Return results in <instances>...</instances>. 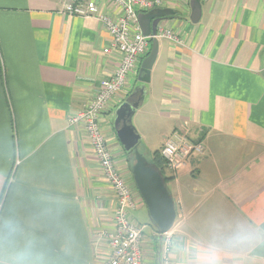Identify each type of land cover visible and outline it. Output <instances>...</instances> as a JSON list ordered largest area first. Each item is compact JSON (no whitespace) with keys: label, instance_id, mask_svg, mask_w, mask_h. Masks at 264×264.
Returning a JSON list of instances; mask_svg holds the SVG:
<instances>
[{"label":"crops","instance_id":"crops-1","mask_svg":"<svg viewBox=\"0 0 264 264\" xmlns=\"http://www.w3.org/2000/svg\"><path fill=\"white\" fill-rule=\"evenodd\" d=\"M103 1L117 19L118 7ZM64 2L0 0V221L34 236L44 264H102L107 249L94 236L113 230L115 196L82 124L69 119L119 58L103 53L101 21L64 14ZM199 3L192 24L190 0H162L157 9L174 14L159 27L182 44L158 41L144 84L134 79L140 60L101 115L102 133L136 203L130 219L144 226L143 264H158L160 241L113 127L127 99L138 103L133 114L152 101L164 111L155 151L173 131L204 148L174 174L165 166L176 213L171 264H264V0Z\"/></svg>","mask_w":264,"mask_h":264},{"label":"built area","instance_id":"built-area-1","mask_svg":"<svg viewBox=\"0 0 264 264\" xmlns=\"http://www.w3.org/2000/svg\"><path fill=\"white\" fill-rule=\"evenodd\" d=\"M106 1V0H105ZM119 9L117 19L102 12L103 0H65L62 12L80 18L94 17L101 21L109 34V44L103 53L119 58L114 72L102 79L99 88L90 103L69 119L71 126L82 124L86 141L97 160L105 181L115 196L113 210V230H98L94 236L96 249L105 246L107 254L102 264H143L141 240L144 226L132 223L129 211L136 208L126 174L122 173L113 158L101 128V115L113 97L122 90L132 70L149 51L152 39L168 40L172 45H181L182 41L169 29L158 27L156 35L145 37L141 33L138 14L152 12L159 8L162 0H107ZM203 145L192 142L178 132L165 138L160 155L167 170L174 174L185 166L190 154L201 155ZM160 237V235H159ZM101 246V247H102ZM171 235H161L158 264H171Z\"/></svg>","mask_w":264,"mask_h":264},{"label":"water","instance_id":"water-1","mask_svg":"<svg viewBox=\"0 0 264 264\" xmlns=\"http://www.w3.org/2000/svg\"><path fill=\"white\" fill-rule=\"evenodd\" d=\"M190 8L189 21L196 24L201 15L199 0H190ZM173 14L167 8L139 13L138 23L142 35H156L159 24ZM150 44L149 52L142 59L138 70L137 80L141 84L149 82L150 69L157 55L158 40L152 39ZM137 108L138 103H130L128 99L122 102L115 110L113 127L122 149L130 155L131 178L146 206L150 223L157 230L161 241V235L172 228L176 213L164 178L148 165L145 157L138 151L139 137L131 125L132 114Z\"/></svg>","mask_w":264,"mask_h":264},{"label":"clouds","instance_id":"clouds-1","mask_svg":"<svg viewBox=\"0 0 264 264\" xmlns=\"http://www.w3.org/2000/svg\"><path fill=\"white\" fill-rule=\"evenodd\" d=\"M0 264H44L39 241L11 220L0 221Z\"/></svg>","mask_w":264,"mask_h":264},{"label":"rangeland","instance_id":"rangeland-1","mask_svg":"<svg viewBox=\"0 0 264 264\" xmlns=\"http://www.w3.org/2000/svg\"><path fill=\"white\" fill-rule=\"evenodd\" d=\"M138 64L134 70H137ZM134 76V79H136V73L134 74ZM140 110L138 111V113L133 114L131 118V125L140 138V142L138 145L139 152L145 157L146 161H149L151 163V157L154 154L155 149H157L156 145L158 144L160 137H162L161 133L166 128V121L159 115V113H163L164 111L160 108L157 110L153 101L143 106ZM167 123L168 131H171L173 127L172 123L170 120H168ZM162 177L164 178V180L167 179L164 175H162ZM168 187L171 188L172 184H168ZM139 221L141 222V220ZM144 235H147V231H144Z\"/></svg>","mask_w":264,"mask_h":264},{"label":"trees","instance_id":"trees-1","mask_svg":"<svg viewBox=\"0 0 264 264\" xmlns=\"http://www.w3.org/2000/svg\"><path fill=\"white\" fill-rule=\"evenodd\" d=\"M150 42H149V49H150ZM148 54V53H147ZM146 54V55H147ZM145 55V56H146ZM145 56L143 58H145ZM141 58V60L143 59ZM128 160L130 161V155L128 157ZM151 164L153 166V168L158 171L160 174L164 175V172H165V166H166V163L165 161L163 160V158L161 157L160 155V151H155L154 154H153V157H152V161H151ZM165 182L167 181L164 180Z\"/></svg>","mask_w":264,"mask_h":264}]
</instances>
